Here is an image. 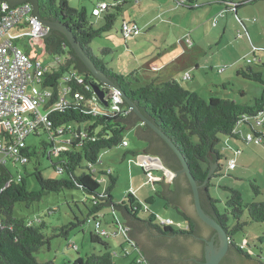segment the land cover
<instances>
[{"label":"trees","instance_id":"16d2710c","mask_svg":"<svg viewBox=\"0 0 264 264\" xmlns=\"http://www.w3.org/2000/svg\"><path fill=\"white\" fill-rule=\"evenodd\" d=\"M131 2L132 0H115L113 4H108L101 14L96 15L93 13L96 6L89 14L85 7H72L69 0H39L41 16L46 20L66 25L97 68L105 72L180 149L192 174L201 185L202 203L206 212L227 230L231 239L232 249L221 264H255L253 260L260 263L261 260L253 259L252 248L245 250L242 244L237 243L235 235L253 222L264 223V201L246 202L242 192L232 188L231 195L225 202V210L222 212L218 206L220 200L209 193L212 178L207 184L204 182L210 172L211 163L218 165L212 177L218 176L222 168L224 155L217 148L222 140L221 136L243 139L247 142L246 135L252 133L262 137V144L264 143V128L258 129L256 124V118L264 111V89L253 104H245L218 95L206 99L197 91L186 88L181 79L158 81L155 78L152 82L140 86L138 85L140 80L131 79L134 74L125 76L111 70L107 63L93 52L91 44L114 28L118 17L124 14L125 7ZM232 3L236 9L246 4ZM182 5L191 10L200 7L201 4L189 1V5L186 3ZM0 6L8 9L12 5L9 0H0ZM18 44L33 61H37L43 54L53 57L51 64H47L48 68L41 85L52 89L50 103L58 102L60 89L65 88H70L69 95L72 98L77 92L83 93L85 99L93 97L94 90L88 89L87 86H93L96 79L76 55L65 33L53 30L42 43L23 38ZM111 51V48H104L102 54ZM252 63V60L248 61L247 69H240L238 74L264 84L263 74L256 71L251 66ZM79 78L83 79V82H79ZM226 86V83L222 84V90L226 91ZM98 102L101 108L107 109L100 100ZM120 106L129 112L94 113L90 111L86 100L69 102L50 113L49 128L34 135L39 137L47 135V139L41 141L42 148L33 145L22 151L27 161L17 164L16 167L24 165L25 174L15 175L6 164L0 167V264H56L53 260L39 261L35 255L44 246L49 248L51 246L50 237L45 232L47 228L45 221L39 219L33 222L28 221L27 217H17L14 214V207L18 202L32 206L45 194L65 189L83 191L87 214L83 220L76 217V221L61 226L59 235L67 238L70 230L89 221L94 224V230L90 233L91 241L103 246L101 251L91 252L86 257H75L70 264H116L112 245L107 240L109 232L104 228V223H107L103 214L105 208L112 210L113 221L111 220L110 224L115 225L117 229L119 224L128 227L125 234L126 243L132 244L144 254L142 262L145 264H169V256L178 252L177 249L185 251L187 241L199 242L195 235H202L200 228L203 221L197 214L194 216L182 207L184 194H191L193 197L192 187L185 174L172 181L161 180L154 185L155 195L164 199L166 206L177 210L184 226L181 223H160L145 202L133 193H128L122 200H116L112 191L117 185L118 177L111 170L97 174L95 166L102 162L101 154L104 150L119 145L128 146L129 142L124 136L127 129H135L139 136L148 140L146 153L160 156L166 168L174 171L182 168L177 154L150 126L140 121L124 99ZM68 138H71V141L65 143V139ZM125 141L128 142L127 145L124 144ZM60 143L66 146L65 150L58 154L54 153L55 145ZM46 154L61 177H44L38 165H35L33 175L36 176L40 190L32 191L29 189L26 165L32 158L39 159L40 155ZM157 185H162V189ZM251 185L256 194L261 193L259 185L254 182ZM245 213L248 214L246 220ZM231 219L234 221L232 225L229 223ZM97 221L101 223L102 229L106 230L105 235L96 230ZM168 240L173 241L171 245L174 249H171L170 255L162 254L160 249L167 245ZM258 241L264 244V235L260 236ZM70 243L72 242L69 240L68 246L73 248ZM75 250L79 251V248ZM178 264H206L203 246L200 256L184 258Z\"/></svg>","mask_w":264,"mask_h":264},{"label":"rangeland","instance_id":"374dc122","mask_svg":"<svg viewBox=\"0 0 264 264\" xmlns=\"http://www.w3.org/2000/svg\"><path fill=\"white\" fill-rule=\"evenodd\" d=\"M189 1H197L202 5L190 10L182 5H189ZM204 1L207 0H132L125 7L124 14L118 17L110 33L95 39L91 48L111 70L125 76L134 74L131 79L140 80V86L152 82L155 78L158 81L177 78L183 80L182 84L186 88L196 90L206 99L218 95L239 103L253 104L255 98L262 93L264 84L245 78L239 75L238 71L247 69L248 61L252 60L251 66L261 72L264 78V0H234V3L246 2L237 14L229 7L235 4L212 0L210 4H218L228 10L215 15L210 12L209 3ZM101 2L111 5L115 0H69L72 7H85L89 14L92 8ZM124 20L136 21L140 25V33L125 38L121 32ZM223 29H226L225 34ZM187 39H192V45L195 46L188 47ZM104 48H111L112 51L102 54ZM181 49L193 52L200 60L199 69L191 68L192 80L185 81L183 78L187 72L180 70V66L176 64L159 68ZM39 59L45 64H51L54 60L48 54H43ZM224 83L227 84L226 91L221 87ZM109 91L108 89V93ZM92 106L100 109L101 104L96 101ZM257 126L258 129L264 128ZM124 136L129 145L104 150L101 154L102 162L95 166L97 174L110 169L118 177L117 185L112 191L116 200H122L128 193H133L145 202L156 217L170 218L183 225L177 210L166 206L165 200L155 195L154 184L148 182L149 171L157 178V173L143 167L139 160L148 140L139 137L135 129H127ZM46 137L47 135L30 136L28 144L37 145L40 149L41 141L46 140ZM221 138L217 148L224 155L222 168L218 176L212 177V186L209 188L211 196L220 200L219 209L224 212L225 202L231 195L232 188L239 189L246 202H263L264 143L256 144L224 135ZM231 160L235 163L233 168L230 167ZM35 165H38L44 177H61L53 168L47 154L40 155L39 159L32 158L26 165L29 189L32 191L40 190L36 176L33 175ZM8 166L15 175L26 173L24 165L16 167L10 160ZM160 175H164L162 171ZM252 182L260 186V194L255 193ZM158 188L162 189V185H158ZM84 200L82 190L65 189L45 194L32 206H27L25 202L15 204L14 214L17 217H27L28 221L33 222L41 219L47 224L45 232L50 237L51 246H44L35 253L39 261L53 260L56 264H70L77 256L86 257L91 252L102 250L100 243H93L90 239V233L94 230L92 222H83L70 230L67 238L59 235L61 226L76 221V217L80 220L85 218L87 208ZM111 211L110 208H105V217L102 216L107 222L104 223V228L109 232L107 240L112 245L115 263L145 264L139 261L143 253L132 244L126 243L125 232L118 231L115 225L110 224L113 221ZM117 219L120 220L119 217ZM244 219H248L247 213ZM229 223L232 225L234 221L231 219ZM262 235L264 223L253 222L238 232L235 240L242 244L245 250L251 247L253 259L261 260L260 263L264 264V244L258 241ZM69 240L78 245L79 251L68 246Z\"/></svg>","mask_w":264,"mask_h":264},{"label":"built area","instance_id":"2783aa9c","mask_svg":"<svg viewBox=\"0 0 264 264\" xmlns=\"http://www.w3.org/2000/svg\"><path fill=\"white\" fill-rule=\"evenodd\" d=\"M107 7V3L101 2L94 8L93 13L99 15ZM48 30L45 25L35 19L34 7L29 1L11 6L8 9L0 6V167L5 164L8 165L10 160L14 165L27 161L22 151L29 146L28 138L49 128L51 125L50 113L71 101L86 100L90 106V111L94 113L127 114L129 112L120 106L123 103V97L115 89H109V93L107 91V98L110 103L106 107L107 109L101 107L98 109L92 106L99 100L95 92L90 99H85L81 92L75 93L74 98H72L69 95L70 88L60 89V100L56 103H50L53 95L52 89L41 86L48 68L47 64L40 59L33 61L18 44V41L23 38H28L39 44L44 41V35ZM121 32L125 38L131 37L139 34L140 28L136 22L124 21ZM187 41L192 44L191 39H187ZM191 76V72L188 71L183 79L188 80ZM78 81L83 82V79L79 78ZM87 88L93 89V86H87ZM256 124H264V111L256 118ZM246 139L247 142L256 144L263 142L262 137H257L252 133L247 134ZM70 141L71 138L65 139V143ZM55 142L54 140L53 143ZM127 143V141L124 142L125 145ZM65 148L63 143L55 145L54 153H61ZM151 160H155L159 166L161 165L158 159H147L144 163L142 162L143 167L153 170L148 165ZM230 163V167L233 168L235 166L234 161L231 160ZM151 167L155 168L157 164L152 163ZM161 167L165 172L164 177L155 178L153 173L149 171L147 173L148 182L155 185L161 180L166 179L168 182L175 178L174 175L165 171L163 165ZM156 218L162 224L175 223L170 218ZM95 228L101 234H106V230L102 229L99 221L95 223ZM127 229L128 227L119 224L118 230H123L126 234ZM70 246L74 249L79 248L74 242L70 243ZM127 254L129 253L127 252ZM139 261H144V254Z\"/></svg>","mask_w":264,"mask_h":264},{"label":"water","instance_id":"95a60500","mask_svg":"<svg viewBox=\"0 0 264 264\" xmlns=\"http://www.w3.org/2000/svg\"><path fill=\"white\" fill-rule=\"evenodd\" d=\"M27 1L31 2V4L34 7L35 19L49 29L47 33L44 35V38L46 36H49L53 30L62 31L67 35L71 45L75 50L76 55L84 62V64H86L88 69L94 75L96 79V83L93 84V90L97 95L98 99L102 102V104H104V106L106 107H108L110 104L109 99L107 98L106 88L115 89L118 93H120L123 99L129 104L131 110L138 115L140 121L143 124L150 126L162 139L165 140V142L177 154L182 164V168L177 171L166 168L163 163V160L158 155L149 154L147 159H158L161 165L165 167V171L168 172L169 174L174 175V177H179L182 174H185L187 176L188 181L192 187L193 197L191 196V194H184L181 201L182 207L188 213L194 216H196L197 214L198 217L206 224V225L203 224L202 227L200 228L201 233L204 236L210 234V228H212L215 231L212 239L206 241L207 245L205 247L204 254H205L206 264H220L223 258L226 256L227 252L229 251V248L231 246V239L228 235L227 230L213 216H211L209 213L206 212L202 203L201 185L198 183V181L192 174L191 169L180 149L153 121H151L140 110L137 104L134 101H132L124 93V91H122L117 86V84L110 77H108V75L105 72L97 68L94 61L91 59L89 55L86 54L85 50L83 49L81 44L77 41L73 32L66 25L57 21L46 20L41 16L39 0H9V3L12 6H15L17 4ZM137 135L139 136L138 133ZM217 167H218L217 163H211V169L204 184H207L210 181ZM217 239H218V244L216 243ZM172 242H173L172 240H168L167 245L163 246L160 249L162 254L164 253L166 255H170L169 253L171 249H174L172 247L173 245H171ZM185 245H186L185 251H182L181 249L180 250L177 249L178 252H175L174 254H171V256H169L170 257V262H168L169 264H178L181 263L184 258L188 259L190 257H198L202 254V244L200 242H195L193 240H190L187 241Z\"/></svg>","mask_w":264,"mask_h":264},{"label":"crops","instance_id":"0c3cea01","mask_svg":"<svg viewBox=\"0 0 264 264\" xmlns=\"http://www.w3.org/2000/svg\"><path fill=\"white\" fill-rule=\"evenodd\" d=\"M234 0H222V2H225L226 4L227 3H231V5L233 4L232 2H233ZM204 3H209L208 5H210V12H212L214 15L215 14H222V12H223V10H227V8L226 9H224L222 6H220V5H218V4H210V3H212V0H207V1H204ZM203 3V4H204ZM202 5V4H201ZM200 5V6H201ZM229 5V4H228ZM231 9H233L234 11H235V13L237 14L238 12H239V9H236L235 8V6L234 5H232V6H229ZM228 11V10H227ZM136 22V21H135ZM137 23V22H136ZM138 24V23H137ZM147 24H149V23H147ZM150 25V24H149ZM148 25V26H149ZM138 26H140L139 24H138ZM147 26V27H148ZM224 30V34H225V32H226V29H223ZM193 31V34H194V30H192ZM110 33V32H109ZM108 33V34H109ZM191 33V32H190ZM192 40V39H191ZM188 42V41H187ZM186 42V43H187ZM189 44V43H188ZM191 46L193 47V46H195V45H188V47H190L191 48ZM93 50V49H92ZM191 50V49H190ZM187 51H185L184 49H183V51H182V49L181 50H177L175 53H174V55H173V57H171L170 58V60L168 61V62H166V63H162L161 65H163V67H159V68H165V67H168L169 65H171V64H176L177 66H180V70H183V72L185 71V72H188V71H191V68L192 67H196L197 69H199L200 68V60L198 59V55H196V54H194L193 52H187ZM191 54V55H190ZM189 55V56H188ZM196 55V56H195ZM156 66H159L158 64H156ZM159 70H162V69H159ZM183 75H184V73H183ZM192 78H193V76H192ZM192 78L191 79H188V80H192ZM185 81H187V80H185ZM190 90H192V91H196V90H194V89H190ZM129 145V144H128ZM148 146V144L143 148V152L142 153H140V156H139V160H140V162L142 163H144L146 160H147V158H148V155L149 154H147L146 153V151H145V149H146V147ZM149 164V166H150V168H152L153 169V172H155V173H157V178H159V177H164V175H165V172H164V169L161 167V165L159 166L158 165V163L155 161V160H151L150 162H148ZM152 163H156L157 164V167H151V164ZM158 171H160V173H161V171L163 172V176H161L160 175V173H158ZM165 179V178H164ZM166 180V179H165ZM167 181V180H166ZM157 187H158V185H157ZM113 233H116V232H113Z\"/></svg>","mask_w":264,"mask_h":264},{"label":"flooded vegetation","instance_id":"af4514ba","mask_svg":"<svg viewBox=\"0 0 264 264\" xmlns=\"http://www.w3.org/2000/svg\"><path fill=\"white\" fill-rule=\"evenodd\" d=\"M176 178H178V177H175L174 179H176ZM202 188H204V187H202ZM202 225L203 224H205L204 222L203 223H201ZM209 227V226H208ZM210 228V227H209ZM200 232H201V230H200ZM214 233H215V231L212 229V228H210V234L209 235H207V236H204L203 234L202 235H199V236H196L195 235V237L198 239V241L202 244V246H203V250H205V247H206V245H207V242L206 241H208V240H211L212 239V237L214 236ZM216 243L218 244V239H217V241H216ZM231 249H232V247L230 246V248H229V251L227 252V254H226V256L228 255V253L231 251ZM225 256V257H226ZM224 257V258H225ZM223 258V259H224ZM253 262L255 263V264H261V263H257L256 261H254L253 260ZM221 263H222V261H221ZM220 263V264H221ZM253 264V263H252Z\"/></svg>","mask_w":264,"mask_h":264},{"label":"clouds","instance_id":"9594fccd","mask_svg":"<svg viewBox=\"0 0 264 264\" xmlns=\"http://www.w3.org/2000/svg\"><path fill=\"white\" fill-rule=\"evenodd\" d=\"M107 89V88H106ZM107 92V91H106Z\"/></svg>","mask_w":264,"mask_h":264}]
</instances>
